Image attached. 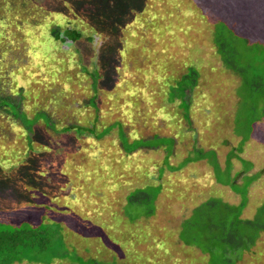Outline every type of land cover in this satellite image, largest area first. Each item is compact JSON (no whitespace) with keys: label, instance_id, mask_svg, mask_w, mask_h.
<instances>
[{"label":"rangeland","instance_id":"rangeland-1","mask_svg":"<svg viewBox=\"0 0 264 264\" xmlns=\"http://www.w3.org/2000/svg\"><path fill=\"white\" fill-rule=\"evenodd\" d=\"M34 1L39 4L46 2ZM135 6L144 10L134 16L132 24L127 26L133 29L124 30L132 36L123 54L128 55L124 65L132 72L130 75H120V84L116 88L123 91L121 94L100 93L101 90H98V102L102 108L107 109L111 102L115 105L105 113L87 105V98L90 101L94 98V89L90 88L91 76L86 72L87 79H78L75 75L83 74L84 69H89L90 73L97 70L95 59L91 67H83L80 56L76 55L74 48H83L82 42L74 43L65 35V30H61L60 37L63 41L58 48L61 56L57 53L49 54L40 62L29 64V57L20 59V52L17 51L20 32L17 26L32 19L28 17L25 5H22L24 11L16 18L18 25L7 29L13 31V35H6V41L14 38L12 45L16 47V52L9 51L3 59L0 57L2 72L27 65L25 71L33 77L28 81L25 92H16L18 101L27 105L30 110L35 109V113L39 109H54V114L44 111L37 113L40 126L56 129L67 126L70 122L76 126L74 137L53 135L51 140L30 145L32 154H24L17 160L26 165L40 153V157L33 161L36 163L33 166L46 180L39 181L31 175L29 178L25 177V185H17V192L14 191L16 184L11 188V194L17 195L15 199H22L20 187L23 188L21 193L26 191L34 196L33 204H26L21 216L28 219L36 218V215L39 217L35 226L25 223L14 225L13 219L18 220L20 214L0 210V233L12 231L14 227L22 230L16 240L9 243H14L13 247H9L4 238H0V264H8L14 260L22 261L23 264H134L141 256L127 255L135 244V226L130 225L134 220L164 223L159 227L161 232L156 228L155 235L150 237V243L154 244H150L147 255L149 258L155 255L152 264H226L228 260L230 264H264V240L257 249L258 240L264 239L261 238L264 234L260 231L258 240L256 236H251L254 247V244L249 247L247 241L236 253L226 258L221 256L220 246L212 247L211 237H206L202 232L201 234L200 230L191 235L183 232L180 234V226L184 227L178 224L180 220L177 223V219L181 217L183 221L191 219L189 223L200 222L199 229L208 222L229 225L236 223L239 212L237 209L241 207L239 203L233 204L232 196H229L223 186L216 185L215 190H203L198 187L199 182L194 176L184 175L183 169L178 171L187 162L180 160L185 154L192 155L195 163L199 156L206 158L219 152L229 153L228 155L243 153L242 159L234 155L243 172L239 185H252V192L264 194V0H146L145 5L144 2L141 4L135 0ZM109 13L110 16L106 15ZM96 14L95 20L104 15L107 21H111V8L100 7ZM23 25L20 28H26ZM222 29L228 30L227 36L226 31L224 32V37L231 49L224 44L222 46V42L218 40ZM243 39L248 40V43ZM230 54L235 55V60L230 58ZM160 60L168 62L166 79H169L168 74L172 72V79H177L189 68L198 72V84L194 88L202 96L203 91L207 92L208 98L207 112L200 122L201 126L197 128V137L196 132H192L185 122H181V109L177 105L179 100L167 102L170 101L168 98H172L170 90H165L166 87L169 89V85L163 88V96H160L161 90L156 86L157 83L146 85L143 75L148 80L154 70L160 75L156 78H163ZM252 63L259 74L255 79L249 72V64L251 68ZM132 73L135 79L131 77ZM189 80L182 79L185 82ZM176 84L179 85V82ZM134 85L148 86V90H153L144 94ZM75 87L77 91L74 90ZM195 89L192 90L193 95ZM148 90L146 88L145 92ZM147 96L150 100L146 99ZM160 101L167 103L168 107L164 104L163 112L158 114ZM90 105L93 106V102ZM140 108L143 109L141 113ZM57 110L67 112L57 114ZM192 110L195 116L199 108L189 109L188 115ZM147 111L149 120L145 123L140 120V116ZM229 112L232 126L228 128L225 118ZM89 113L100 114L99 123L95 127L97 134L108 132L104 137L79 138V127L86 122L92 123L88 119ZM240 115L242 119L238 122ZM117 116L128 119L126 122L131 124L130 131L124 134L125 131H121L118 123H114V128L110 131V124L121 121ZM42 117L44 118L41 120ZM244 118L251 126L245 122L246 128L244 127ZM133 132L135 136L132 135ZM155 133L160 136H153ZM42 134L40 139L46 138ZM117 139L125 149L121 147L122 152L115 148L114 142ZM132 150L134 153L130 154ZM169 158L173 162H166ZM177 158L180 159L177 161ZM211 164L213 166V162ZM151 165L152 168L149 167ZM225 165L229 170V164ZM227 170L216 168L217 176L234 188L239 171L229 178L224 175ZM238 187L235 188L236 191H241ZM196 189L199 190V196L194 200L192 194ZM131 195L137 196V202L126 199ZM250 198V206H264V196L253 193ZM228 199L229 205L236 206L235 208L226 209L222 204ZM1 205L7 207L8 203L4 201ZM251 209H244L243 215L247 216ZM40 210L42 212L39 214ZM151 211L155 215L148 219ZM194 212L211 220L192 219ZM8 214L9 219L2 220ZM262 215L247 220L258 230L264 224V218H260ZM239 219L244 220L242 217ZM153 223L148 227L151 228ZM88 224L90 225L87 226ZM86 226L88 229L81 234L79 230H84ZM29 229H39L37 232L40 235L38 233L33 236ZM203 229L204 233L212 235L218 232L213 227ZM170 236L182 240L181 245L165 240ZM7 240L9 241L8 238ZM44 244L46 248H43ZM195 249H200L205 254L198 256ZM253 250L257 251L256 256L250 259ZM78 251L86 252L89 256H82ZM182 251L188 252L189 257L183 256ZM119 252L121 256L118 255ZM51 254L62 255L65 259L47 263ZM124 254L126 256H122ZM246 255L249 258L246 259ZM79 259L85 262L80 263Z\"/></svg>","mask_w":264,"mask_h":264},{"label":"trees","instance_id":"trees-1","mask_svg":"<svg viewBox=\"0 0 264 264\" xmlns=\"http://www.w3.org/2000/svg\"><path fill=\"white\" fill-rule=\"evenodd\" d=\"M140 2L141 4L145 5L146 0H136ZM194 1V0H193ZM22 5L26 6V10H28L29 15L28 17H32V19H29L28 21L25 20L26 24H21L26 28H20L21 25H18V22L16 21V18L20 14V12L23 10ZM100 7L102 9L111 8V14L112 18L111 21H107L106 17L104 15L98 16L99 19L95 20L94 16L98 15L96 14V11L100 10ZM47 10V12H45ZM24 11V10H23ZM142 12L141 7L135 6V0H46L45 3L39 4L34 0H0V57L3 59L7 54H9V51L16 52V47H13V39H8L6 35L12 36L13 31L7 30L8 28H12L16 25L19 28V36L17 37V42L19 44V48H17V51H19L20 59L21 57H29V64H34L35 62L39 61L42 58H47V55L49 54H58L61 56L62 53L58 52L59 43L63 41L61 39L60 34L61 30H65V35L71 39L74 43L79 41L82 42L83 48L76 47L74 48V51L77 56H80V59L82 60L83 67H91V64L93 62V59L96 60L97 63V70L95 72L90 73L89 69H84L83 74H77L75 75L78 77V79L86 78L85 76L86 72L91 76L92 84L90 85L91 89L93 87V94L94 98L88 100L87 98V105L89 108H98L100 112L105 113L109 111V108H112L114 105V102H111V105L107 106L105 108H102L101 104H99V93L98 90H101L100 93H114L115 95L121 94L122 90H117V85L120 84L121 76L118 77L112 70V68L109 66L105 67V64L107 63V60L111 58V60L114 59V53L117 54L118 51L122 49V41H121V35L120 32L123 30V28H126L127 26L131 25L134 21V16ZM110 16L109 14H106ZM23 16V12H22ZM36 27V28H35ZM67 27V28H64ZM79 29V30H78ZM226 31V36L228 34V30L222 29L219 32L218 40L222 43H220L222 46L223 44L228 46L229 49H231L227 39L224 37V32ZM94 35V36H93ZM100 36L101 40L102 37L107 40L102 42L101 40H97V37ZM85 42H84V41ZM99 42L98 44L96 42ZM245 43H248V40L243 39ZM7 43V46H4ZM237 42L234 44L236 45ZM113 45V47H112ZM4 46V48H3ZM260 48V46H258ZM246 48V46H245ZM4 49V50H3ZM250 49V47H249ZM259 51V50H257ZM260 52V51H259ZM233 54H230V58L234 59ZM241 57L240 55H238ZM257 58V56H255ZM0 59V210L14 213H19L18 220L13 219L14 225L19 224H29L32 226H35L37 224V218L39 215H36V218L28 219L25 217H22L24 213L22 212L23 207L26 204H33V198L32 194H28V192L25 191V193H21V190L23 188L20 187V195L22 199H15L17 195L11 194L10 190L13 187L14 184V191H18V186L25 185V177L29 178L31 175H33L32 178H37L40 180H46L39 174V170L37 168H34L33 161L37 159V157H40V153L35 155V160L28 161L26 165L23 164V161H17L19 160L24 154L29 153L32 154V150H29L30 145L34 146V144L39 145V143H44L48 139L54 138L53 135H59L63 136L64 138H71L74 137L73 131H75L76 125H71V122L62 128H56L53 129L48 126H40L38 123L39 119L37 118V113L40 111H44V109H39L38 112H34L33 109H29V107L26 105H23L21 102L17 99V91L19 92H25L27 90L28 81L30 79H33L32 75H29L26 73L25 68L26 66L16 68L15 70H7L5 69L4 72H2V61ZM251 64V63H250ZM249 64V72L253 75L254 79L255 76L258 74V72L255 69L254 64L252 63L251 68ZM160 68L163 70V78H156L157 75H159V72L157 70H154L153 74L150 75L149 79L147 80L146 77L143 75L145 81L147 82L146 85H150L152 83H157L156 86L159 87L161 93L160 96H163L162 90L165 86L169 85V89L172 94V98H168L170 101L167 102L172 103L173 99H178L181 102V106L185 107L184 109H188L189 104L191 103L193 96L195 98V95L199 92H197V88L194 87L197 86L198 82V72L194 68H189L186 73H183L182 76H178L177 79H172L173 72L169 75V79H166V71L168 69V62L165 60H160L159 64ZM104 67V68H102ZM191 72V73H190ZM190 73V74H189ZM165 74V75H164ZM178 75V74H175ZM259 75V74H258ZM133 77V76H131ZM134 78V77H133ZM180 78V79H179ZM135 79V78H134ZM182 79H190L189 84L187 82L182 81ZM118 80V81H117ZM167 80V81H166ZM152 81V82H151ZM182 81V82H180ZM179 82V85L176 83ZM176 85V86H175ZM136 89L141 91L144 94H149L151 90H148V86H137L134 85ZM147 88V92L146 91ZM194 95L192 97L189 96V93L193 94L192 90H194ZM75 91H77L76 87L74 88ZM129 91H132V89H129ZM175 93V94H174ZM170 95V94H169ZM128 97H131L129 95ZM158 97V96H157ZM159 98V97H158ZM185 98H187L185 100ZM147 100L149 99V96L146 97ZM160 99V98H159ZM197 99V98H196ZM194 99L193 101H195ZM161 100V99H160ZM93 102V106L90 105V103ZM160 105L158 106L157 112L160 114L163 112L164 104H168L160 101ZM143 109L140 108L139 111L141 113ZM161 111V112H160ZM43 113V112H42ZM243 113V112H242ZM99 113H96L94 115L88 116V119L92 120V123L86 122L84 126L79 127L77 134L79 135V138L84 137V139H100L101 137H104L108 132L104 134H97V127H95L99 123ZM144 115V116H143ZM143 115L141 114L140 120L144 121L145 123L148 122L149 111L143 112ZM154 115V114H153ZM90 117V118H89ZM118 117V116H117ZM44 117L41 118V120ZM121 121H116L110 124V131L113 130L114 123H118L121 127V131H125L127 133L131 130V124L127 123V118L118 117ZM241 115L238 119V122L241 121ZM87 120V119H86ZM32 121V122H29ZM244 127L246 128V123L248 125L250 124L248 120L243 119ZM251 126V124L249 125ZM109 131V132H110ZM53 132V133H52ZM251 132V128L249 130ZM45 134L44 139H40ZM134 132L132 133V135ZM159 133L153 134V136H157ZM115 136V135H114ZM135 136V134H134ZM152 136V137H153ZM160 136V135H159ZM143 139H147L143 137ZM116 144L115 148L118 150H121V147L123 150H125L122 146V144L117 139V142H114ZM34 150V149H33ZM31 152V153H30ZM122 152V150H121ZM134 150L130 152V154H133ZM33 156V155H32ZM165 162V161H164ZM166 162H169V159L166 160ZM160 164V162H158ZM158 164V165H159ZM154 165V164H153ZM153 165L149 166L150 168L153 167ZM185 164L182 165V168L178 169V171L182 170ZM38 173V174H37ZM172 174H175L173 172ZM184 175H188V172L184 170ZM18 185V186H17ZM61 191V190H60ZM65 192V191H63ZM27 195V196H26ZM130 201H136L137 202V196L131 195L126 198ZM22 200H25L23 202ZM7 202L8 206L4 207L1 204L3 202ZM158 201V200H157ZM156 201V206H157ZM163 201H166L165 199ZM162 202V201H161ZM228 209V207H226ZM42 211L40 210L38 213L40 214ZM10 213V214H11ZM154 212L151 211V215H149V218H152L150 216H153ZM259 215L263 214L264 216V209L258 211ZM10 214L5 216L2 220H8ZM160 216V215H159ZM158 216V217H159ZM168 218V217H167ZM198 218V220H211L210 218H202L199 212H194L192 215V219ZM238 218V217H237ZM264 218V217H263ZM1 220V221H2ZM191 219L182 221V225L184 228H181L180 226V234L183 232L185 234L190 233L194 234L197 232V230H200V233L206 235V237H211V244L214 248L215 246H220L222 249V255L226 258L231 257L230 255L236 253L239 249V247L245 243L249 242V247L254 244V239H251V236L254 235L257 237V240L260 238L261 235H259V231L261 234H264V224L261 228H258V230L250 223V221L237 219L236 223H230L227 225L226 223H220L217 225H214L212 222H208L203 227L205 229L207 228H215L218 230L215 234H209L207 232L204 233V229L201 226V229H199L200 222H194L189 223ZM30 221V223H28ZM75 221V220H74ZM16 222H19L16 224ZM154 220H134L131 221L130 225L135 226V237L134 238V247L131 249V252L127 255L131 254H138L141 255L139 259H137V263L134 264H152L153 256L152 258H149L147 254H149L150 251V244H154L153 242L150 243V237H153L155 235V229H157L158 232H161L159 227L163 225V221H156ZM64 223V222H61ZM151 228L148 227L149 224H151ZM123 224V223H121ZM177 224V223H176ZM175 224V225H176ZM48 225V224H46ZM88 224L87 226H89ZM178 225V224H177ZM181 225V224H179ZM192 225V226H191ZM227 225V226H226ZM85 227L84 230L79 232L83 234L88 228ZM147 226V227H146ZM39 229H29L31 234L33 236H36L38 233L40 235V232H37ZM203 230V231H201ZM263 230V231H262ZM22 233V230L16 229L15 227L12 229V231H6L0 233V238H4L5 241H7L8 245L10 242H13L16 240V238ZM201 233V234H202ZM9 239V241L7 240ZM264 238V235L261 237ZM172 240L175 241L178 245H181L182 240L172 238H165V240ZM264 239L258 240L257 249H259V245L261 241ZM159 241V239H158ZM15 244L12 243V245H9V247H13ZM227 245L229 247H227ZM255 244L252 246L254 247ZM43 248H46V244L43 245ZM157 248V247H156ZM137 249V250H135ZM252 248L249 249V252ZM8 251V248H7ZM256 250H253V252L250 255V259L254 256H256ZM128 253V251H127ZM188 253V252H187ZM186 252L182 254L183 256H188ZM205 254V252H203ZM51 258L47 263H50L51 260H63L65 257L62 255H56L51 254ZM118 255L121 256V252L118 253ZM126 256V254L122 255ZM157 257V256H156ZM245 258H249V255H246ZM157 259V258H156ZM80 263L85 262L82 259L78 260ZM18 262L19 264H22V261H10L8 264H14ZM39 263V262H38ZM59 262H57L58 264ZM230 260L227 261L226 264H230Z\"/></svg>","mask_w":264,"mask_h":264},{"label":"crops","instance_id":"crops-1","mask_svg":"<svg viewBox=\"0 0 264 264\" xmlns=\"http://www.w3.org/2000/svg\"><path fill=\"white\" fill-rule=\"evenodd\" d=\"M142 10H144V8H142ZM141 14V13H139ZM132 30L133 28H123V30L120 32V35H121V41H122V49L120 51L117 52V54L115 55L114 53V59L111 60V58H109L107 60V63L105 64V67L106 66H109L112 68V70L114 69L115 71H113L116 75H118V77H120L121 74H128L130 75V73L132 72L130 68L127 69V67L124 65L125 63V59L127 58V56H124V52H126V47H127V44L129 43V40L132 39V36L129 35V32H124V30ZM131 38H130V37ZM101 37L98 36L97 37V40H101L100 39ZM128 38V39H127ZM105 40H107V38L105 39L104 37H102V42H104ZM131 42V41H130ZM97 44L99 43L98 41L96 42ZM97 64H100V63H97ZM104 68V67H102ZM132 76H134V74L132 73L131 74ZM118 81V80H117ZM200 93V92H199ZM203 96L200 95V94H196L195 97L197 98H194L193 94L189 93V96L192 97L194 99H196L195 101L198 102V105L196 104L195 101H191V103L189 104V107L188 109H184V108H181V102L178 99H173V101L171 102H175L177 100H179V104H177L179 106V108L181 109V122H185L186 124V127L188 129H191L193 130L192 132H196V137L199 136V132L197 131V128L201 126V123L202 122V118H205V113L207 112V100L206 98L207 97V92L203 91ZM219 93V91L217 92ZM216 96V94H215ZM187 98H185L186 100ZM191 108H199V111H198V114H196L195 116H193V110L190 111L191 114L188 115V110L191 109ZM35 111V109H33ZM44 112L46 113H53L54 114V109H44ZM64 113V112H67V111H59L57 110V114H61V113ZM201 112H204L203 114ZM185 118V119H184ZM225 120L228 122V125L227 127L229 128L230 126H232V116L230 115V112L229 114L226 116ZM224 129H226V126L224 127ZM233 130H234V127H233ZM199 142V141H198ZM226 148V147H225ZM222 152V151H221ZM229 153H216L214 155H209L208 157H198V161H196L194 163V159L191 158L192 155L190 154H185L182 156V159L180 158H177V161L180 159L182 161H187L185 164V166L183 167V170H186L188 172V175L190 174V176H194L198 182H199V186L200 189H212V190H215V186L216 185H221L223 186V188L229 192V196H232V200H233V204L234 203H239L241 204V207L238 208L237 210H239L238 212V215L237 217L240 218L242 217L244 220L246 221H250L252 218L254 217H257L256 215L260 216L258 211L259 210H262L264 209V206L263 207H254V206H250L251 205V198L253 196V193L254 195L255 194H258L259 196H264L263 193H259V192H252L251 191V188H252V185H247V186H244V185H239L241 184L240 183V180L243 176V172H241V166L240 164H237V160L234 158V155L233 153H231L230 155H228ZM201 155V154H200ZM243 153L239 154V155H235V157L239 156L238 158L239 159H242ZM192 159V160H191ZM244 160V159H243ZM169 162H173V159L172 158H169ZM211 162H213V166L211 164ZM236 162V163H235ZM226 163L229 164L230 166V169L227 170V166L225 165ZM216 168L217 169H221V170H227V172H225V176H228L229 178L236 172V171H239V175L237 176L236 178V181H235V186L234 188H232L229 183L223 181L222 179L218 178V174L216 173ZM256 168V167H254ZM264 169V168H263ZM176 172V171H175ZM167 173V172H166ZM218 175V176H217ZM33 177V175H32ZM240 188H239V187ZM236 187H238L239 190L241 191H236ZM199 190L196 189L194 191V193L192 194V197L193 199L195 200L196 198H198L199 196ZM242 193V195L240 196L239 194ZM244 194H247V195H244ZM241 198H239V197ZM202 203L204 202V199L201 201ZM206 203H209L208 201H206ZM230 203V200L228 199L227 202H223L222 204L225 206V207H233L235 208L236 206H232V205H229ZM197 206H200V205H197ZM249 207H251V211L248 213V215L246 216L245 214L243 215V211L244 209L245 210H248ZM199 207H197L198 209ZM196 209V210H197ZM258 210V211H257ZM257 211V213H256ZM264 216H261L260 218H263ZM246 218V219H245ZM250 219V220H247ZM178 220L179 223H178ZM182 221H183V218H178L177 219V223L178 224H182ZM78 236V235H77ZM79 237V236H78ZM195 254L198 255V256H201V254L204 255V253L200 250V249H195ZM78 253L82 256L84 255H87L89 256L86 252H83V251H78ZM60 263H63V262H59L58 264ZM23 264V263H22ZM57 264V263H56Z\"/></svg>","mask_w":264,"mask_h":264},{"label":"water","instance_id":"water-1","mask_svg":"<svg viewBox=\"0 0 264 264\" xmlns=\"http://www.w3.org/2000/svg\"><path fill=\"white\" fill-rule=\"evenodd\" d=\"M66 44V43H65Z\"/></svg>","mask_w":264,"mask_h":264}]
</instances>
